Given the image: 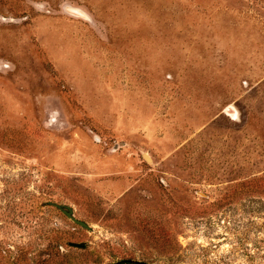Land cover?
<instances>
[{"label": "rangeland", "instance_id": "rangeland-1", "mask_svg": "<svg viewBox=\"0 0 264 264\" xmlns=\"http://www.w3.org/2000/svg\"><path fill=\"white\" fill-rule=\"evenodd\" d=\"M127 260L264 264V0H0V264Z\"/></svg>", "mask_w": 264, "mask_h": 264}, {"label": "water", "instance_id": "water-1", "mask_svg": "<svg viewBox=\"0 0 264 264\" xmlns=\"http://www.w3.org/2000/svg\"><path fill=\"white\" fill-rule=\"evenodd\" d=\"M51 206L57 208L59 211H61L70 221H72L74 224L87 229V230H92V228L85 223L84 221H81L79 219H77L74 215V210L67 205H59L57 203H49ZM71 246L76 247V248H82L83 244H72Z\"/></svg>", "mask_w": 264, "mask_h": 264}, {"label": "bare ground", "instance_id": "bare-ground-1", "mask_svg": "<svg viewBox=\"0 0 264 264\" xmlns=\"http://www.w3.org/2000/svg\"><path fill=\"white\" fill-rule=\"evenodd\" d=\"M71 15L75 16V17H80L81 19L84 17V15L77 10H70L69 11ZM231 109V108H230ZM233 112V111H232Z\"/></svg>", "mask_w": 264, "mask_h": 264}, {"label": "trees", "instance_id": "trees-1", "mask_svg": "<svg viewBox=\"0 0 264 264\" xmlns=\"http://www.w3.org/2000/svg\"><path fill=\"white\" fill-rule=\"evenodd\" d=\"M116 264H144V263L133 262V261L127 260V261H121V262L116 263Z\"/></svg>", "mask_w": 264, "mask_h": 264}]
</instances>
